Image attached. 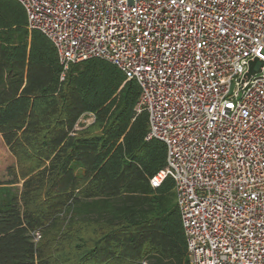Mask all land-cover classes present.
<instances>
[{"label": "built area", "instance_id": "built-area-1", "mask_svg": "<svg viewBox=\"0 0 264 264\" xmlns=\"http://www.w3.org/2000/svg\"><path fill=\"white\" fill-rule=\"evenodd\" d=\"M15 1L64 70L99 58L137 82L188 264H264V0Z\"/></svg>", "mask_w": 264, "mask_h": 264}, {"label": "trees", "instance_id": "trees-1", "mask_svg": "<svg viewBox=\"0 0 264 264\" xmlns=\"http://www.w3.org/2000/svg\"><path fill=\"white\" fill-rule=\"evenodd\" d=\"M139 95L103 59L64 70L22 6L0 0V139L14 159L0 180V264H188L173 180L149 183L166 148L146 140Z\"/></svg>", "mask_w": 264, "mask_h": 264}, {"label": "rangeland", "instance_id": "rangeland-1", "mask_svg": "<svg viewBox=\"0 0 264 264\" xmlns=\"http://www.w3.org/2000/svg\"><path fill=\"white\" fill-rule=\"evenodd\" d=\"M83 124H89L92 122V118L90 116L84 117L80 120ZM14 163L13 157L8 153L5 146L3 145L0 139V180L7 179L6 170L8 166ZM38 240V239H37Z\"/></svg>", "mask_w": 264, "mask_h": 264}, {"label": "water", "instance_id": "water-1", "mask_svg": "<svg viewBox=\"0 0 264 264\" xmlns=\"http://www.w3.org/2000/svg\"><path fill=\"white\" fill-rule=\"evenodd\" d=\"M261 65L262 63L257 59H255L254 61H251L249 63V71L246 76L249 77L250 75L254 73H258Z\"/></svg>", "mask_w": 264, "mask_h": 264}, {"label": "snow or ice", "instance_id": "snow-or-ice-1", "mask_svg": "<svg viewBox=\"0 0 264 264\" xmlns=\"http://www.w3.org/2000/svg\"><path fill=\"white\" fill-rule=\"evenodd\" d=\"M173 3L176 2V0H172ZM145 35H147V33H145ZM261 52H264V50H261ZM229 107H232V105H229Z\"/></svg>", "mask_w": 264, "mask_h": 264}, {"label": "crops", "instance_id": "crops-1", "mask_svg": "<svg viewBox=\"0 0 264 264\" xmlns=\"http://www.w3.org/2000/svg\"><path fill=\"white\" fill-rule=\"evenodd\" d=\"M92 118V117H91Z\"/></svg>", "mask_w": 264, "mask_h": 264}]
</instances>
